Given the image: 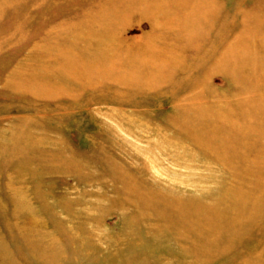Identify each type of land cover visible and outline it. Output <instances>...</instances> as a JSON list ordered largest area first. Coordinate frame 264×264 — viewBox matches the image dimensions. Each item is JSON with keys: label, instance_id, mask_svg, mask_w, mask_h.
Segmentation results:
<instances>
[{"label": "rangeland", "instance_id": "obj_1", "mask_svg": "<svg viewBox=\"0 0 264 264\" xmlns=\"http://www.w3.org/2000/svg\"><path fill=\"white\" fill-rule=\"evenodd\" d=\"M0 264H264V0H0Z\"/></svg>", "mask_w": 264, "mask_h": 264}, {"label": "bare ground", "instance_id": "obj_2", "mask_svg": "<svg viewBox=\"0 0 264 264\" xmlns=\"http://www.w3.org/2000/svg\"><path fill=\"white\" fill-rule=\"evenodd\" d=\"M64 28V27H63ZM203 34H204V32H203ZM108 52V51H107ZM130 61V60H129ZM126 63V62H125ZM118 69V68H117ZM249 107V106H248ZM236 188V187H235ZM238 204V203H237ZM181 205V204H180ZM207 232V231H206Z\"/></svg>", "mask_w": 264, "mask_h": 264}]
</instances>
